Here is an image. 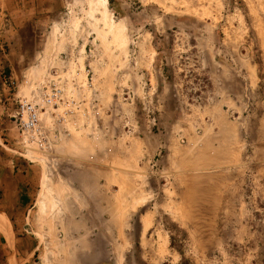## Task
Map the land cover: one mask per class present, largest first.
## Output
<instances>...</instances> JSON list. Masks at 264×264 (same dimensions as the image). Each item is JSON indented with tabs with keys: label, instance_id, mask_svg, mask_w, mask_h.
I'll list each match as a JSON object with an SVG mask.
<instances>
[{
	"label": "rangeland",
	"instance_id": "1",
	"mask_svg": "<svg viewBox=\"0 0 264 264\" xmlns=\"http://www.w3.org/2000/svg\"><path fill=\"white\" fill-rule=\"evenodd\" d=\"M105 2L0 0V179L100 172L119 264H264V0ZM41 211L31 262L101 253Z\"/></svg>",
	"mask_w": 264,
	"mask_h": 264
},
{
	"label": "crops",
	"instance_id": "2",
	"mask_svg": "<svg viewBox=\"0 0 264 264\" xmlns=\"http://www.w3.org/2000/svg\"><path fill=\"white\" fill-rule=\"evenodd\" d=\"M72 162L67 157L58 160L60 170L52 178L47 174V182L41 165L10 161L0 179V238L5 264H36L31 260L40 256L41 246L32 227L43 217L42 209L45 219L68 228L58 240L60 245L84 241L103 244L100 254L83 252L76 255L79 261L74 264H86L80 261L86 258L98 264H119L117 256L111 257L107 250L108 244L116 241L117 230L113 229L116 222L113 224L110 197L99 181L100 172L75 171L68 165Z\"/></svg>",
	"mask_w": 264,
	"mask_h": 264
},
{
	"label": "built area",
	"instance_id": "3",
	"mask_svg": "<svg viewBox=\"0 0 264 264\" xmlns=\"http://www.w3.org/2000/svg\"><path fill=\"white\" fill-rule=\"evenodd\" d=\"M58 93H52L51 96H48L46 99L47 104H50L52 100L57 97ZM19 116L17 119V126L21 131V135L26 136L38 132V114L34 105L31 104H19V109L17 111ZM41 146V143H39Z\"/></svg>",
	"mask_w": 264,
	"mask_h": 264
},
{
	"label": "bare ground",
	"instance_id": "4",
	"mask_svg": "<svg viewBox=\"0 0 264 264\" xmlns=\"http://www.w3.org/2000/svg\"><path fill=\"white\" fill-rule=\"evenodd\" d=\"M100 1V3L99 4H101V6H102V8H103V11H105L106 10V2H105V0H99ZM92 9H93V7H92ZM103 14H105V13H103Z\"/></svg>",
	"mask_w": 264,
	"mask_h": 264
}]
</instances>
